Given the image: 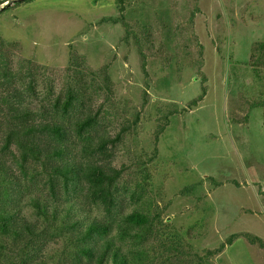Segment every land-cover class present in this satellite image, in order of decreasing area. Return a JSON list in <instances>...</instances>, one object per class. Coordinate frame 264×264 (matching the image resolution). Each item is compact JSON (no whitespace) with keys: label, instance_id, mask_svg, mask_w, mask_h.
<instances>
[{"label":"rangeland","instance_id":"374dc122","mask_svg":"<svg viewBox=\"0 0 264 264\" xmlns=\"http://www.w3.org/2000/svg\"><path fill=\"white\" fill-rule=\"evenodd\" d=\"M13 3L0 11V91L5 64L10 90L70 129L71 162L124 169L110 216L73 188L62 200L78 201L74 217L110 224L121 244L124 218L148 213L154 226L122 242L144 251L142 264H264V249L245 238L208 255L234 234L264 240V66L251 63L253 45L264 42V0ZM115 18L121 22L109 21ZM70 90L77 99L63 115L57 105ZM98 109L99 124L86 134L92 143L125 130L108 158L82 155L86 137L74 131ZM17 174L30 194L46 192L40 178ZM27 203L25 195L23 214L33 218ZM56 225V238L29 251L33 264H79L75 232ZM18 253L8 252L2 264L26 258Z\"/></svg>","mask_w":264,"mask_h":264},{"label":"trees","instance_id":"16d2710c","mask_svg":"<svg viewBox=\"0 0 264 264\" xmlns=\"http://www.w3.org/2000/svg\"><path fill=\"white\" fill-rule=\"evenodd\" d=\"M26 1L29 0H16L13 4ZM120 3L119 9L123 13L125 2ZM121 19L109 21L120 23ZM102 22L105 23L106 19ZM5 61L7 60H3V63ZM251 63L254 68L264 66V42L253 45ZM3 67L1 72L3 71L6 79L1 85L6 88L0 91V264L6 254L14 249L19 250L18 257H26L17 264H33L36 258L35 255H28L29 251L46 246L56 238V224L59 222L65 223L75 232L73 244L76 249L75 259L79 264H142L144 251H132L122 242L128 235L137 236L132 234L133 230H149L154 226V220L148 213L136 210L127 215L123 220L126 227L119 234L121 244H116L110 224L97 218L88 223L76 219L74 216L78 201L74 197L62 200V197L71 191H78L73 188H79L86 202L90 206L102 208L108 217L115 209L117 182L124 169L115 168L110 161L88 164L77 163L75 160L71 162L68 159L72 151L69 146L70 129L61 121L44 119L40 111H34L31 100L17 89L10 90L14 85L10 81L12 73L9 66L3 64ZM102 72L108 80L107 67L102 69ZM31 87L30 84L29 88ZM76 99L77 95L70 90L66 99L57 105V109L60 107L62 114L68 115ZM100 112V109L89 110L75 122V133L84 139L86 134L99 124ZM39 115L42 117L40 120L36 119ZM123 133L125 130L115 138L101 136L95 143L86 137L82 155L111 157L108 146L116 144ZM29 166H34V169L28 173ZM17 173L25 178L30 174L32 182L40 178L43 181L41 186L46 192L42 191L40 195L35 196L31 191L30 194ZM34 185H30L31 190ZM25 195L27 204L32 208L33 218L23 214L22 206L25 204H21ZM72 219L75 221L72 222ZM240 238H245L250 244L264 249V240L260 237L239 233L229 237L218 249L209 251L208 255L221 254L227 245H232ZM142 240L143 237H140V242ZM93 242L96 247H92ZM83 258L87 260L84 262Z\"/></svg>","mask_w":264,"mask_h":264},{"label":"crops","instance_id":"0c3cea01","mask_svg":"<svg viewBox=\"0 0 264 264\" xmlns=\"http://www.w3.org/2000/svg\"><path fill=\"white\" fill-rule=\"evenodd\" d=\"M11 1H16V0H0V4H1L0 7L6 5L7 3L11 2ZM11 5H14V4H11Z\"/></svg>","mask_w":264,"mask_h":264},{"label":"water","instance_id":"95a60500","mask_svg":"<svg viewBox=\"0 0 264 264\" xmlns=\"http://www.w3.org/2000/svg\"><path fill=\"white\" fill-rule=\"evenodd\" d=\"M2 8H4V7H0V11L2 10Z\"/></svg>","mask_w":264,"mask_h":264}]
</instances>
